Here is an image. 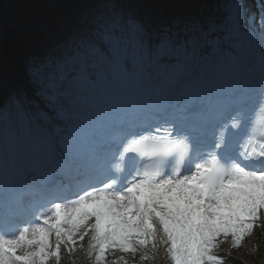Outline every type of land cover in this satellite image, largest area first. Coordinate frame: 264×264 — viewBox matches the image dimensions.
<instances>
[{
	"label": "snow or ice",
	"instance_id": "1",
	"mask_svg": "<svg viewBox=\"0 0 264 264\" xmlns=\"http://www.w3.org/2000/svg\"><path fill=\"white\" fill-rule=\"evenodd\" d=\"M155 7L80 0L31 26L64 34L28 63L34 98L0 75V264H61L86 236L92 264H230L220 244L264 226V31L242 0Z\"/></svg>",
	"mask_w": 264,
	"mask_h": 264
},
{
	"label": "rangeland",
	"instance_id": "2",
	"mask_svg": "<svg viewBox=\"0 0 264 264\" xmlns=\"http://www.w3.org/2000/svg\"><path fill=\"white\" fill-rule=\"evenodd\" d=\"M16 0H12L6 3L4 11L5 13L8 14V12L10 13L11 17L9 19H11L12 21V15L15 14L16 12V7L18 5H16ZM174 2H172V5L179 4V7H176V10L181 11V7L180 5H184L185 8V0H172ZM155 1L150 0L149 2L147 0H142V3H144L145 5L147 4L151 10L154 12V9L151 5L154 4ZM211 2H213L215 4V12L217 13V17L220 15V10H219V6L222 5L223 0H211ZM200 3L195 4V6H200ZM176 6V5H175ZM262 10L264 11V8H262ZM206 14H209L208 10H205ZM214 16V15H213ZM250 27H254V24H250ZM6 54V53H5ZM9 65V64H8ZM10 66H8L9 68ZM18 77V83L17 85L19 87H22L21 82V76L17 73ZM32 93L28 92V95L31 96ZM264 220V213H261V221ZM258 230H260V234H261V238L258 239V242L256 243V245L254 244L253 247L252 244H250V242H247L248 240H246L244 242V244H241L240 247L238 248H230V239L225 241L224 243L220 244V247L217 249L218 254H229L226 259H228L229 257H233L234 260H236L241 264H264V227L261 226L258 228ZM90 236V233H89ZM88 236L85 237L84 241L81 242H77L76 244V251L74 253H72L71 255H69L63 248L61 249V264H74L73 260L71 259V256H76V255H80L81 257V264H86L85 261V257H88V252L86 249V245L88 243ZM78 240V238H77ZM244 246V248L246 247L245 250H241V248ZM152 259L148 260V261H141L140 257L138 255L135 256V258H133L131 253H120L119 251H115V252H109L107 257H106V264H121L122 261H125L126 264H152V262H150ZM51 261V260H50ZM50 261L48 262L50 264ZM92 262V260H91ZM231 262V261H230ZM52 263V262H51ZM52 264H55V260Z\"/></svg>",
	"mask_w": 264,
	"mask_h": 264
},
{
	"label": "trees",
	"instance_id": "3",
	"mask_svg": "<svg viewBox=\"0 0 264 264\" xmlns=\"http://www.w3.org/2000/svg\"><path fill=\"white\" fill-rule=\"evenodd\" d=\"M4 0H0V7L2 6ZM24 7L28 10L29 16L31 18H34L36 16H40L44 13H48L51 10L50 4L53 1L54 4L61 7L63 11L66 13V16L69 19L73 18V13L79 4L80 0H22ZM252 5H255V0H250ZM58 14L61 15L59 11H57ZM22 15V24L29 25L31 23V20L29 17H26V15ZM15 36V40H16ZM12 45V43H11ZM6 50L9 48L8 43H6ZM17 58H19V55H16ZM152 262V261H151ZM166 264H170V262L167 260Z\"/></svg>",
	"mask_w": 264,
	"mask_h": 264
},
{
	"label": "bare ground",
	"instance_id": "4",
	"mask_svg": "<svg viewBox=\"0 0 264 264\" xmlns=\"http://www.w3.org/2000/svg\"><path fill=\"white\" fill-rule=\"evenodd\" d=\"M147 5V4H146ZM1 34H2V31H0V37H1ZM0 75H1V72H0ZM9 82H10V84L11 85H13V86H16L15 85V83L11 80V78L9 79ZM258 228L259 227H256L254 230H253V232L249 235V236H247L245 239H244V241L242 242V244H244V242L246 241V240H248L247 242H250V244H252V246L251 247H253L254 246V244L256 245V243L258 242V239H260L261 238V232H260V230H258ZM260 232V233H259ZM245 250L246 249V247L244 248V246L241 248V250ZM54 262V259L53 260H51L50 261V264H52V263ZM49 264V263H48Z\"/></svg>",
	"mask_w": 264,
	"mask_h": 264
}]
</instances>
